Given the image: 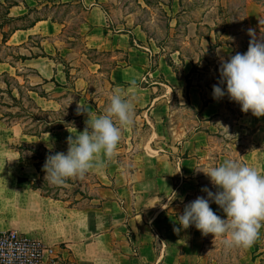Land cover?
Returning <instances> with one entry per match:
<instances>
[{
  "label": "rangeland",
  "instance_id": "obj_1",
  "mask_svg": "<svg viewBox=\"0 0 264 264\" xmlns=\"http://www.w3.org/2000/svg\"><path fill=\"white\" fill-rule=\"evenodd\" d=\"M29 1L35 3L34 1L39 0ZM74 1L76 0H49L40 9L36 8L33 11V17L36 19L51 18L66 25L59 36H54L44 43L47 48L52 45L57 48L49 58L56 63H62L60 74L67 80L59 77L63 83L57 82L65 86V89L57 87L55 83H40V79L31 78L35 72L23 68L21 62L25 59L18 57L21 55L19 51L16 52L17 49L0 42V57L4 61L17 63L20 68L19 74L24 79H17L8 72L0 73V86L4 90L15 87L16 80L23 85L24 102L22 103L21 100V103L16 105L9 98L8 93L0 92V125L8 127L7 122L16 119L8 115L2 117V114L16 112L24 115L21 106L28 108L34 115L19 117V124H15L16 133L24 131L25 128L41 127L42 124L36 117H45L50 121L66 118L65 122L75 126L85 124L83 117L86 113L77 115L79 102L89 110L92 109L89 103L96 105L100 103L96 109L104 114L111 95L109 71L117 60H111L108 53L89 47L83 40L88 35V28L83 23L89 17V10L80 2ZM43 2L44 0L41 3ZM262 2L264 0H100V7L107 17L105 27L108 30L113 32L122 30L126 33L130 31L133 47L145 50L142 47L145 46L152 50L149 54L151 62L138 84L148 87L156 84L154 81H157L173 87V93L170 92L167 98L174 102V106L172 108L170 106V111L166 112L164 117L159 116V111L154 112V115L159 116V120L156 121L154 116L143 114V109L134 108V123L122 128L121 139L117 145V148L122 150L115 152L114 156L119 158L127 170L134 173L142 168L141 164L144 161L153 163L152 155H158V152H154L147 144L152 134L157 137L153 143L150 142L151 145L165 151L176 146L178 140L174 137L180 136L177 133H183V138L186 133L198 131L209 133L211 136L207 138V143L200 145L203 149H209V152L195 155L198 159H194L193 163L200 164L188 173L191 181L182 186V190L178 191V196L174 200L177 207L172 213L177 217L183 214L186 205L184 199L189 202L194 201L198 196L207 199V193L201 191L204 187L214 193L217 191L210 178L201 172L202 170L218 165L226 159H235L245 164L241 159L240 151L263 146L264 117L257 118L251 112H242L240 105L231 101L227 95L219 100L213 99V85L218 84L220 80L221 60L226 61L237 52L245 53L248 50L249 41L252 39L248 34L249 29L254 30L258 40L264 38ZM21 23L29 24L30 21ZM41 40L35 38L30 42V45L37 46L34 51L39 54L45 48H40ZM29 86L37 87L40 92L44 91L48 96L45 99H54L60 106H55L54 103L51 104L52 106L46 104L45 99L38 93L28 92ZM159 87L162 88L157 93H166L167 86ZM223 87L226 90V84ZM14 92H17L16 88ZM190 98L194 105H191ZM7 105L13 106L7 108ZM35 106H39L44 111ZM34 117L35 119L32 120ZM117 126H119L118 122ZM254 133H259L256 139L251 137ZM32 142L36 145L43 144L39 140ZM32 142L16 141V144H13L29 148ZM31 156H33L32 152L24 150L25 159ZM159 161L160 164L163 163L162 159ZM168 161L172 162V166L174 163L178 166V161L180 162L176 153L174 155L168 153L166 163ZM256 164L254 168L264 175V154L257 158ZM151 167L150 172L159 171L153 168L155 166L151 165ZM168 167H164V173L168 172ZM44 177L43 171L41 175L39 174L38 180L36 179L38 186L49 188L52 195L67 198L69 203L76 206L91 205L88 194L97 180L94 174L87 173L82 178L73 177V186L66 184L67 190L60 189L61 185L50 184ZM71 187H79L84 197L78 195V200L73 198L74 196L69 192ZM212 203L210 201L212 210L216 214L220 213L217 215L221 218H226L222 216L225 215L223 210ZM178 206L183 209L179 211ZM179 223L180 221L177 224L180 236L184 240L181 241L183 245L180 250L173 251L169 255L173 258L172 261L185 253L183 260L188 264H264V226L259 229L255 243L251 247L243 248L226 247L222 242L224 237L214 239L212 234L205 236L197 229L188 232V229L182 228ZM194 227L193 225L189 228L192 230ZM180 236L177 238L180 239ZM192 239L197 246L195 249H192V245L184 244L188 241L192 242Z\"/></svg>",
  "mask_w": 264,
  "mask_h": 264
},
{
  "label": "crops",
  "instance_id": "obj_2",
  "mask_svg": "<svg viewBox=\"0 0 264 264\" xmlns=\"http://www.w3.org/2000/svg\"><path fill=\"white\" fill-rule=\"evenodd\" d=\"M0 1L8 6L9 2L6 0ZM34 2L19 0L17 4L9 5L10 16L27 15L4 28L5 31L11 30L6 46L17 49L16 52L19 51L21 55L27 57L21 63L23 68L34 70L35 74H32L31 78L40 79V83L47 79L49 80L47 84L54 83L51 80L55 79L62 84L59 77L67 80L60 74L62 63H56L42 54L50 55L57 50L55 45L47 48L44 43L54 36H59L66 25L51 18H34V10L29 11L27 6H36L40 9L49 0H44L39 5L38 1ZM74 2H80L89 10V17L83 23L88 28V35L83 40L89 47L108 53L111 60H117L109 71L110 93L119 87L128 97L133 98L134 108L143 109V114L154 116L156 121L159 120V116H166L170 106L171 108L174 106V102L167 98L170 92L173 93V87L157 81L148 87L138 84L151 62L149 58L151 48L142 46L145 50H138L133 47L129 30L127 33L122 30L115 32L108 30L105 27L107 17L100 7V0ZM28 20L29 24L21 23ZM2 37L0 32V42ZM35 38L42 39L40 48H45L41 54L34 51L37 46L30 45ZM17 65L14 62L0 60V73L8 72L17 79L24 80ZM162 85L167 86L166 93H157L162 88L159 86ZM190 100L191 105H194L191 98ZM45 101L46 104L54 103L55 106H60L54 99ZM89 104L92 109L83 117L84 122L89 116L94 118L102 115L96 109L100 103ZM156 111L160 112L159 116L154 115ZM85 127L86 124L69 126L36 137L26 135L23 131L16 133L15 125L11 127L0 125V231L16 229L29 238L54 246L57 251L56 259L52 263L41 264H188L183 260L185 253L180 256L178 254V259L174 261L169 257L173 251L180 250L183 245L181 241L184 240L180 236V231H174V228L179 229L178 217L172 213L177 207L174 200L182 186L191 181L188 173L200 164L193 163L194 159H198L195 155L209 152V149H203L200 145L207 143L210 134L198 131L186 133L183 138V133H177L180 136L174 137L178 140L176 146L167 149L168 151L151 145L157 137L152 134L147 144L154 152H158V155H152L153 163L144 161L141 164L142 168L134 173L127 170L117 156L109 159L101 154L100 166L88 171L97 179L88 194L91 202L88 207L76 206L69 203L67 198H54L32 188L33 181L39 178L36 167L30 160L22 163L19 151L10 145L16 144V141L39 140L52 151L66 153L67 138L70 135L73 137L78 135ZM258 135L259 133H254L251 137L256 139ZM262 144L263 146L259 145L251 150L240 151L241 159L246 165L257 166V158L264 154V143ZM121 150L122 148H117L116 152ZM168 153L177 154L180 160L178 166L176 163L172 166L171 161L166 163ZM160 159L163 160L161 164ZM151 165L159 171L150 172ZM167 166L168 172L164 173V167ZM171 167L172 169H169ZM78 195L84 197L80 193L71 196L78 200ZM183 201L185 204L189 203V200ZM178 207L179 211L183 209L181 206ZM187 229L188 232H193L196 228ZM179 236L180 239L177 238ZM157 238L159 241H156ZM193 240L184 244L192 245V249H195L197 246Z\"/></svg>",
  "mask_w": 264,
  "mask_h": 264
},
{
  "label": "clouds",
  "instance_id": "obj_3",
  "mask_svg": "<svg viewBox=\"0 0 264 264\" xmlns=\"http://www.w3.org/2000/svg\"><path fill=\"white\" fill-rule=\"evenodd\" d=\"M248 34L252 39L245 53L237 52L226 61L221 60L220 80L213 85V99L227 95L240 105L242 112H251L259 118L264 117V38L258 40L252 29ZM76 111L77 115L90 112L80 102ZM133 123V98L117 87L110 95L104 114L89 116L85 129L67 138L66 153L46 157L44 179L50 184L62 185L69 178L84 177L89 170L100 166L101 154L109 159L114 156L122 128ZM201 172L210 178L217 191L202 188L207 199L198 196L186 204L183 214L178 216L179 224L184 229L194 225L202 235L212 234L214 239L224 237L222 242L226 247H251L264 226V175L235 159H226ZM210 201L223 210L226 218L212 210ZM174 231L179 229L174 228Z\"/></svg>",
  "mask_w": 264,
  "mask_h": 264
},
{
  "label": "trees",
  "instance_id": "obj_4",
  "mask_svg": "<svg viewBox=\"0 0 264 264\" xmlns=\"http://www.w3.org/2000/svg\"><path fill=\"white\" fill-rule=\"evenodd\" d=\"M6 2H9L8 3V6H6L4 3H2L0 1V32L2 33L3 37H2V42L6 44V41L11 33V30L9 31H5L4 28L7 26V25H10L11 23H13L14 21L16 20H19V19H22L24 18L26 15H22V16H19V17H13V16H10L9 15V5L11 4H17L18 1L17 0H6ZM38 5L41 4L40 1H38ZM262 4H264V2H262ZM29 8V11H33V10H36V6H33V7H30V6H27ZM37 19H41V18H37ZM54 20V19H52ZM43 56H48L50 57V55L44 53ZM18 57L22 58V59H26L27 57L24 56V55H19ZM51 58V57H50ZM3 58L0 57V60H2ZM0 77H1V74H0ZM51 81H54L55 85L57 87H60V86H63L61 85L60 83H58L55 79H52ZM49 82L47 79H44V83H47ZM16 88L17 92L15 93L14 92V89ZM23 85L20 84V82H18L16 80V85L15 87H10L6 90L3 89V87L0 86V92L3 94V93H8V96L9 98L14 101V104L16 103V105H18L19 103H21V100H22V103L23 102ZM28 92L30 91H33V92H36L39 94L40 97L42 98H47L48 96L46 95V93L44 91H39L37 89V87H32V86H29L28 88ZM31 98V97H30ZM13 105H7V108H11ZM37 107L39 110H42L44 111L42 108H40L39 106H35ZM20 109L23 110V112H25L24 115H21V113H5V114H2V117H4L5 115L7 116H14V118L16 117L15 121L11 119V121H8L7 122V126H11V125H15V124H19V121H18V118L19 117H22V116H26V117H29V116H32L34 115V113H32L31 111L28 110V108H26L25 106H21ZM0 110H1V107H0ZM19 112V111H18ZM37 120L42 124L41 127L37 128V129H27L25 128L24 129V134L26 135H30V136H36V137H40L42 135V133H46V132H52V131H57V130H60V129H63L65 127H69V126H75L74 124H69L67 122H65L66 118L65 119H55L54 121H50V120H47L45 117H36ZM34 118H32V120H34ZM57 123V125H51V124H55ZM35 146H38V147H35ZM11 148H14L16 149L17 151H19L20 153V161L22 163L26 162L27 160H30L32 161L33 165L36 167L38 173L41 175L43 173V164L45 163V160H46V157L48 155H52V154H55L57 153V151H52L51 149H49L45 144H40V145H36L35 142H32L30 144V147L29 148H24L20 145H14L13 143L10 145ZM35 148V149H34ZM24 150H28L29 152H32L33 156L25 159L24 158ZM38 180V179H37ZM37 180H34L33 183H32V188L36 189V190H40L42 192V194H45V195H50L54 198H59L58 195H52L50 193V189L49 188H45V187H40L38 186V181ZM73 182H74V179L73 178H69L66 180V182L64 184L61 185V188L60 189H64V190H67V187H66V184H71V186H73ZM47 190V192L45 191ZM57 190V189H56ZM69 192L71 195H76L78 193L80 194H83L80 190L79 187H71L69 189Z\"/></svg>",
  "mask_w": 264,
  "mask_h": 264
},
{
  "label": "built area",
  "instance_id": "obj_5",
  "mask_svg": "<svg viewBox=\"0 0 264 264\" xmlns=\"http://www.w3.org/2000/svg\"><path fill=\"white\" fill-rule=\"evenodd\" d=\"M56 257L52 245L29 238L16 229L0 231V264L52 263Z\"/></svg>",
  "mask_w": 264,
  "mask_h": 264
}]
</instances>
